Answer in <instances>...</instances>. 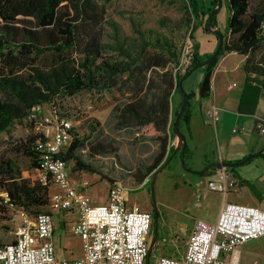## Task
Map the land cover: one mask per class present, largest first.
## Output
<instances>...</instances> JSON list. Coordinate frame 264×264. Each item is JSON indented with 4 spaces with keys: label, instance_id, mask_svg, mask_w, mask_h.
Listing matches in <instances>:
<instances>
[{
    "label": "trees",
    "instance_id": "16d2710c",
    "mask_svg": "<svg viewBox=\"0 0 264 264\" xmlns=\"http://www.w3.org/2000/svg\"><path fill=\"white\" fill-rule=\"evenodd\" d=\"M186 1L190 37L195 40L202 19L207 29L217 26V14L212 16V13L218 0L208 9L198 0ZM227 9V32H217L223 37L219 57L206 65L214 53L201 55L194 44L196 61L193 60L189 71L182 75L178 69L183 52L167 38H154L152 33L139 31L136 42H129V38L123 41L120 28L113 24L118 41L115 44L104 42L106 10L96 0H0V133L10 131L15 123L25 120L36 126L31 115L39 107L44 110V106L55 104L58 98L84 91L117 90L127 94L128 100L114 110L116 127H135L142 137L159 145L146 173L157 171L169 160V169L178 161H185L188 167L189 146L185 154L182 148L176 150L171 146L177 136L176 117L184 102L183 99L174 111L173 97L181 92L188 101L180 119L183 133L190 100L195 95L180 86L183 77L191 70L206 66L199 88L200 98L206 99L211 95L213 70L225 53L248 55L244 65L247 74L264 73V57L256 60V53L264 47V2L253 8L252 0H227ZM57 115L62 116L58 112ZM91 129L95 132L97 126L92 125ZM72 134L71 144L60 153L70 171L95 173L129 185L127 178L117 174L114 165L102 160V156L118 151L114 142H88L89 137L82 138L74 125ZM43 137L38 131L22 143L21 152L32 160V167L38 172L40 153L36 147ZM85 149H88L87 158L82 155ZM258 156L264 157V152ZM134 177L136 185L147 174L139 171ZM49 183L26 176L12 159L0 162V187L4 191L0 194V209L8 207L28 213L36 210L34 215L41 213L37 209L51 203Z\"/></svg>",
    "mask_w": 264,
    "mask_h": 264
},
{
    "label": "crops",
    "instance_id": "0c3cea01",
    "mask_svg": "<svg viewBox=\"0 0 264 264\" xmlns=\"http://www.w3.org/2000/svg\"><path fill=\"white\" fill-rule=\"evenodd\" d=\"M198 2L208 9L214 0H198ZM263 2L264 0H259L258 4ZM224 6L227 7V0H224ZM217 31L222 34L227 32L222 30L219 19L217 26L211 29L206 28L205 20L202 19L193 40L199 47L201 55L216 52L220 43ZM248 57L235 52L222 55L213 70L211 95L206 99H201L199 96L200 84L207 71L206 66L195 70L183 83L187 93L195 94L190 100L188 121L182 127L189 146L188 167L185 165L187 169L183 170V174L179 170L181 162L178 161L167 170L175 176L184 178L185 184L190 181L194 193L200 194L195 199L193 214L188 211L179 222L177 219L171 221L170 215L166 216L163 213L161 216L159 205L151 199L152 175H147L140 184L136 185L133 177L130 176L132 180L127 178L129 185L126 186L122 180L102 178L98 174L86 171H73L74 173L71 174L68 164L71 179L91 198L93 205L108 203L111 188L121 183L128 189L127 205L130 207L137 205L144 211L154 213L147 264H151V259L154 257L158 264L162 257L184 258L195 222L200 219L216 224L226 203L249 205L264 211V157L258 156L264 152V133L258 126L259 120L264 119V73L247 74L244 65ZM261 57H264V49L256 53L257 61ZM179 102V99L176 103L173 101L174 111ZM213 105L221 109L217 125H213L208 117V109ZM175 139L172 140L171 146H178L175 145ZM249 157L250 160H246ZM237 163L240 164L231 165ZM218 166L224 167L218 168ZM219 171H226L229 179L238 182V186L227 195L209 191L207 188L210 179L220 176ZM117 174L123 176L119 172ZM109 184L110 187L107 188ZM98 186L102 187L103 196L97 194L95 188ZM177 187L180 185L178 184ZM133 193H138L140 196L133 199ZM71 214L76 213L65 212V217L61 220L65 236L58 235L55 222L54 242L57 256L61 259L66 257L58 254V245L64 243L63 246H67L70 243L63 241L75 237L66 234L70 230V225L78 219H71ZM155 214L157 217H154ZM159 218L162 220L161 225ZM234 257L238 260V264H264V237L249 241L239 248ZM224 258L229 261L231 256L226 255Z\"/></svg>",
    "mask_w": 264,
    "mask_h": 264
},
{
    "label": "built area",
    "instance_id": "2783aa9c",
    "mask_svg": "<svg viewBox=\"0 0 264 264\" xmlns=\"http://www.w3.org/2000/svg\"><path fill=\"white\" fill-rule=\"evenodd\" d=\"M186 61L182 60L178 70ZM37 108L30 119L37 131L44 134L37 141L40 153V180L52 182L60 191L51 194L52 210L75 212L78 219L70 225L73 235L82 241V256L59 258L54 242L55 221L51 213L31 216L18 210L20 224L15 241L0 247V264H147L150 253L149 236L153 226L152 212L127 205L128 189L121 183L113 186L105 205H93L91 198L71 179L68 163L60 153L73 140V123L56 114L43 117ZM221 109L209 107L213 125L220 120ZM44 125V126H43ZM258 126L264 133V119ZM220 172V171H219ZM210 179V191L227 195L238 186L226 171ZM87 185V184H85ZM264 237V211L253 206L226 203L216 224L195 222L184 258L162 257L159 264H238L235 253L249 241ZM230 255V260L224 257Z\"/></svg>",
    "mask_w": 264,
    "mask_h": 264
},
{
    "label": "rangeland",
    "instance_id": "374dc122",
    "mask_svg": "<svg viewBox=\"0 0 264 264\" xmlns=\"http://www.w3.org/2000/svg\"><path fill=\"white\" fill-rule=\"evenodd\" d=\"M96 1L99 6L104 7L106 10V20L103 23L105 31L104 42L115 44L118 41L117 34L114 31L115 26L113 25L117 24L121 31L120 39L123 41L129 38V42H136L139 31L147 32L148 35L152 33L154 38L159 36L160 38H167L171 42H174L177 49L183 52L182 60H191L195 43L190 37L191 22L188 20L186 0ZM258 2L259 0H252V7H257ZM227 12L228 9L224 6L217 14V19H219L223 31L227 28ZM184 89L187 91L186 87ZM173 99L174 103L179 99L180 104L184 99L183 94L177 92ZM127 100L128 95L120 93L117 90L111 92L84 91L72 97L58 98L55 104L44 106L42 116L55 118L58 112L63 117L72 121L82 138L89 137L88 142H95L97 140L114 142V146L118 151L102 156V160L110 165H114L116 171L126 178L130 180L135 179L134 174L139 171L154 176L161 168L151 173L146 172L147 168L152 166L159 151L158 143L142 137L140 130L135 127L125 129H118L116 127L114 110L118 106L123 105ZM92 125L97 126L95 132L91 129ZM36 133H38L37 127L33 126L30 120L17 122L10 131L0 133V162L12 159L26 176L33 179L39 178V172L32 167V160L21 152L23 150L22 143L26 142L29 136ZM175 141V145H178L179 138L176 137ZM82 153L84 158L88 157V149H85ZM184 169L187 168L181 162L179 170L183 174ZM130 176L133 178L131 179ZM183 179L178 175H173L165 166L163 171L159 172L158 177L151 181V199H154L157 205H159L161 216L163 213L166 216L170 215L171 221H176L175 219H177L179 222L184 215L186 216L188 211L193 214L195 199L198 195L200 196V194L196 195L194 193V188L190 186L191 182L189 181L185 184ZM49 184L50 194L59 192V188L55 184L52 182ZM178 184L180 187H177ZM90 185L91 183H89ZM109 187L110 184L107 188ZM95 190L98 195H104L101 186L96 187ZM3 192L0 187V194ZM139 196L140 194L138 193L132 194L133 199ZM37 210L41 213L55 214L54 219L57 224L58 235L65 236L63 233L65 229L62 227L61 222L65 217L63 211H54L50 205ZM33 213L30 212L29 214L33 216ZM18 215L17 209H10L8 207L0 209V244L5 245L15 241V233L20 224ZM154 217H157L156 214ZM70 218L77 219L78 214H71ZM159 219V224L161 225L162 220L161 218ZM66 234L73 235L70 233V230ZM71 238L63 241L67 244L70 243L69 245L63 246L64 243L63 245H58V254L64 255L67 259H76L82 253V241L78 236ZM151 264H158L156 257L151 259Z\"/></svg>",
    "mask_w": 264,
    "mask_h": 264
},
{
    "label": "water",
    "instance_id": "95a60500",
    "mask_svg": "<svg viewBox=\"0 0 264 264\" xmlns=\"http://www.w3.org/2000/svg\"><path fill=\"white\" fill-rule=\"evenodd\" d=\"M223 5H224V0H218V5H217L216 9L214 10V12L212 13V16L218 14L220 12V10L222 9ZM209 28L211 29L212 27L210 26ZM219 39H220V43H219L218 49L216 50V52L214 53V55L205 62L206 65L212 63L213 61H215L219 57V55L221 53L222 46H223V37H222V34L219 35ZM194 56L195 55H194V51H193L192 52L191 60L186 61L185 64H184V66H183V68H182V70H181V74L182 75H184L187 71H189V69L191 68V65L193 63V60H194V62L196 61V59H194ZM192 73H193V70H191L188 74H186L183 77V79L180 82V86H183L184 81ZM187 106H188V101H187L186 98H184L183 105H182V107L180 109V112H179L178 116L176 117V121H175V124H176V134H177L176 137L179 138V144L175 148H176V150L182 148V153L183 154H185V151H186V149L188 147V141H187V137L183 133H181V131H180V119H181V117H182V115H183V113H184V111H185V109H186ZM250 158L251 157L247 158L246 160H250ZM169 163H170V160L161 168V170L158 171V173H156L153 176V179L154 180L158 177L159 172L161 173V171H163V169L165 168V166L167 167L169 165ZM182 163L185 164V161H183ZM225 166H227V164H225ZM220 167L222 168L224 166H218V168H220Z\"/></svg>",
    "mask_w": 264,
    "mask_h": 264
},
{
    "label": "flooded vegetation",
    "instance_id": "af4514ba",
    "mask_svg": "<svg viewBox=\"0 0 264 264\" xmlns=\"http://www.w3.org/2000/svg\"><path fill=\"white\" fill-rule=\"evenodd\" d=\"M154 214V213H153Z\"/></svg>",
    "mask_w": 264,
    "mask_h": 264
}]
</instances>
